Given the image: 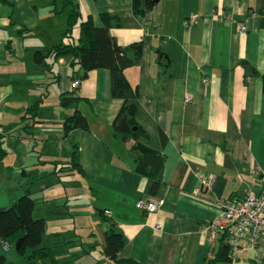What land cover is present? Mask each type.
Segmentation results:
<instances>
[{"label": "crops", "instance_id": "obj_1", "mask_svg": "<svg viewBox=\"0 0 264 264\" xmlns=\"http://www.w3.org/2000/svg\"><path fill=\"white\" fill-rule=\"evenodd\" d=\"M75 3L80 18L73 40L81 21L89 18L100 27L106 14L118 45L140 47L134 48L139 61L123 71L134 93L127 103L135 105L134 119L145 132L135 142L162 158L159 182L154 186L137 170L134 140L114 133L113 120L124 101L111 95L109 69H91L80 79L82 70L74 72L71 54L49 56V68L32 63L35 51L69 40L62 31L71 5L0 0V210L29 190L32 214L45 219L51 237L43 244L51 243L54 234L59 243L71 241L60 247L68 254L65 260L90 254L84 243L109 260L102 248L111 227L124 239L120 258L138 264H204L225 244L220 236L210 242L204 230L220 213V203L261 190L264 0ZM190 14L197 21L186 26ZM75 79H80L73 91L80 96L76 107L86 127L65 133L64 117L73 108H64L60 98L72 95ZM75 151L82 171L72 166ZM209 173L214 180L205 188L202 180ZM139 199L158 202V209L137 208ZM0 255L6 264H23L14 246L0 244ZM214 264H264V234L253 246H240L234 258Z\"/></svg>", "mask_w": 264, "mask_h": 264}, {"label": "trees", "instance_id": "obj_2", "mask_svg": "<svg viewBox=\"0 0 264 264\" xmlns=\"http://www.w3.org/2000/svg\"><path fill=\"white\" fill-rule=\"evenodd\" d=\"M61 2L64 9L71 5L70 8L66 9V27L62 31V35L68 37L69 40L66 42L60 40L47 50L35 51L32 63L37 67L49 68L46 61L49 56L52 55L54 58H57L62 55L71 54V66L76 68L74 72L82 70V73L79 74L80 79L87 77L88 71L91 69H109L111 95L122 98L124 101L113 120L114 133L120 140L128 138L134 140L131 149L137 150L139 153L136 157L137 170L149 175L153 179L154 186L157 185L161 176L162 158L156 151L135 142L138 135L145 134V132L137 125L134 119L135 105L127 103L128 99L134 97V93L129 88L123 73L124 69L135 65L139 61L140 52L135 50L133 46L122 47L116 43L115 39L110 35L109 29L111 23L107 21L109 16L106 14L102 15V18L106 22L100 27L94 26L89 18L81 21L78 25V37L73 40L71 31L80 18V13L75 0H61ZM80 79L78 80L80 81ZM77 87L72 88L71 96H62L60 98V103L64 108H73L71 115L65 114L64 117L65 133L78 126L82 128L86 127L85 118L76 107L80 96H77L73 91ZM34 105L28 111L33 110L36 107ZM72 158V166L82 171L79 164L74 160L76 159V151L72 154ZM33 186L34 183L32 181L30 187L32 188ZM34 205V198L28 190L11 206L0 210V244L5 242L10 246H14L15 242L20 240V244L15 250L20 255L23 264L74 263L76 258L71 257V260H65L68 254L65 255L62 249H60L64 244L71 241L59 243V234H54V239L51 243L43 244L42 239L46 222L43 217L33 216ZM123 245L124 239L122 234L110 227V230L104 234L102 253L116 264H138L130 258L118 257V252ZM227 258H229L227 244H221L217 254L211 259H206L204 264H214L217 260H225ZM0 264H6V259L3 255H0Z\"/></svg>", "mask_w": 264, "mask_h": 264}, {"label": "built area", "instance_id": "obj_3", "mask_svg": "<svg viewBox=\"0 0 264 264\" xmlns=\"http://www.w3.org/2000/svg\"><path fill=\"white\" fill-rule=\"evenodd\" d=\"M197 15L190 14L184 20L186 26L196 23ZM240 28L244 29L243 22L239 23ZM206 81V79H204ZM80 84L78 79L71 81L72 88ZM186 97V100H189ZM214 180V174L209 173L202 180L205 188H211ZM257 180L261 186L259 192H249L243 198L236 201H224L220 203V213L209 220L204 227L208 233L210 242L214 243L217 238L222 237L227 248L228 256L234 258L240 252V246L243 244L253 246L258 238L264 234V166L257 168ZM159 203L154 200L139 199L136 207L144 209L147 212H156ZM104 214L110 211L105 209ZM156 228H160V224H156ZM4 248L8 247L7 243H2Z\"/></svg>", "mask_w": 264, "mask_h": 264}, {"label": "rangeland", "instance_id": "obj_4", "mask_svg": "<svg viewBox=\"0 0 264 264\" xmlns=\"http://www.w3.org/2000/svg\"><path fill=\"white\" fill-rule=\"evenodd\" d=\"M50 176L51 175L46 176V177L50 178ZM50 193H51V190L49 191V194ZM93 221H94L93 218L92 217H89V223H90V225H93L94 226V224H92ZM49 223H51V222H49ZM48 230H49V228H48ZM43 236H44V238H43L44 240H46V238H51L48 231L47 232L45 231V233H44ZM83 248L85 250H90L91 252H90V254L89 253L88 254L84 253L83 256L80 257L77 261L74 260L75 262H77V264H116L112 260H106V259L102 258V255H101L99 249L92 247L88 243H84V247Z\"/></svg>", "mask_w": 264, "mask_h": 264}, {"label": "water", "instance_id": "obj_5", "mask_svg": "<svg viewBox=\"0 0 264 264\" xmlns=\"http://www.w3.org/2000/svg\"><path fill=\"white\" fill-rule=\"evenodd\" d=\"M154 1H156V0H152V2H154ZM135 49H140V47L139 46H136V47H134ZM19 244H20V240H17L16 242H15V244H14V248L15 249H17L18 248V246H19Z\"/></svg>", "mask_w": 264, "mask_h": 264}]
</instances>
